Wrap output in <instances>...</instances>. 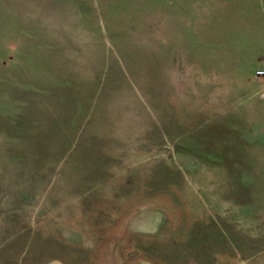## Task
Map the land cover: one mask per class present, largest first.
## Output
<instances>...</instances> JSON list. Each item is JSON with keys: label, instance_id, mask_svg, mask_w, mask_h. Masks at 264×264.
Wrapping results in <instances>:
<instances>
[{"label": "rangeland", "instance_id": "1", "mask_svg": "<svg viewBox=\"0 0 264 264\" xmlns=\"http://www.w3.org/2000/svg\"><path fill=\"white\" fill-rule=\"evenodd\" d=\"M264 0H0V264H264Z\"/></svg>", "mask_w": 264, "mask_h": 264}, {"label": "built area", "instance_id": "2", "mask_svg": "<svg viewBox=\"0 0 264 264\" xmlns=\"http://www.w3.org/2000/svg\"><path fill=\"white\" fill-rule=\"evenodd\" d=\"M258 74H264V70L258 71Z\"/></svg>", "mask_w": 264, "mask_h": 264}, {"label": "bare ground", "instance_id": "3", "mask_svg": "<svg viewBox=\"0 0 264 264\" xmlns=\"http://www.w3.org/2000/svg\"><path fill=\"white\" fill-rule=\"evenodd\" d=\"M55 264V263H54Z\"/></svg>", "mask_w": 264, "mask_h": 264}]
</instances>
